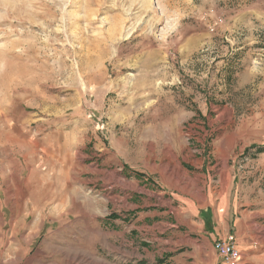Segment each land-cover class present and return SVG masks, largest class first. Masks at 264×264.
I'll list each match as a JSON object with an SVG mask.
<instances>
[{
    "label": "rangeland",
    "instance_id": "obj_1",
    "mask_svg": "<svg viewBox=\"0 0 264 264\" xmlns=\"http://www.w3.org/2000/svg\"><path fill=\"white\" fill-rule=\"evenodd\" d=\"M262 148L264 0H0V264H264Z\"/></svg>",
    "mask_w": 264,
    "mask_h": 264
},
{
    "label": "bare ground",
    "instance_id": "obj_2",
    "mask_svg": "<svg viewBox=\"0 0 264 264\" xmlns=\"http://www.w3.org/2000/svg\"><path fill=\"white\" fill-rule=\"evenodd\" d=\"M61 205H64V203ZM56 210H62V209L56 208L55 211ZM80 225H76V226H80ZM82 237L86 239V234L84 233ZM78 245H80V241ZM78 245H69L67 251H65V249L63 250L60 249L61 251H59L63 254V256L66 258L69 264H76V263H79V264H107V263H102L101 261L95 259V257L91 253L86 252V249H82Z\"/></svg>",
    "mask_w": 264,
    "mask_h": 264
},
{
    "label": "built area",
    "instance_id": "obj_3",
    "mask_svg": "<svg viewBox=\"0 0 264 264\" xmlns=\"http://www.w3.org/2000/svg\"><path fill=\"white\" fill-rule=\"evenodd\" d=\"M215 250L226 264H236L241 259V252L233 241L218 240Z\"/></svg>",
    "mask_w": 264,
    "mask_h": 264
},
{
    "label": "trees",
    "instance_id": "obj_4",
    "mask_svg": "<svg viewBox=\"0 0 264 264\" xmlns=\"http://www.w3.org/2000/svg\"><path fill=\"white\" fill-rule=\"evenodd\" d=\"M261 152L264 153V148L261 149Z\"/></svg>",
    "mask_w": 264,
    "mask_h": 264
},
{
    "label": "crops",
    "instance_id": "obj_5",
    "mask_svg": "<svg viewBox=\"0 0 264 264\" xmlns=\"http://www.w3.org/2000/svg\"><path fill=\"white\" fill-rule=\"evenodd\" d=\"M217 253V252H216Z\"/></svg>",
    "mask_w": 264,
    "mask_h": 264
}]
</instances>
